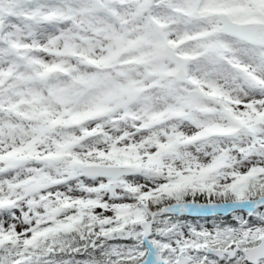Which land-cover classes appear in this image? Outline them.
<instances>
[{
    "label": "snow or ice",
    "instance_id": "1",
    "mask_svg": "<svg viewBox=\"0 0 264 264\" xmlns=\"http://www.w3.org/2000/svg\"><path fill=\"white\" fill-rule=\"evenodd\" d=\"M0 264H264V0H0Z\"/></svg>",
    "mask_w": 264,
    "mask_h": 264
}]
</instances>
